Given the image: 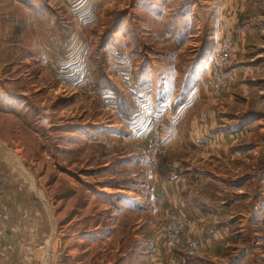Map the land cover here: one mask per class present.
Returning <instances> with one entry per match:
<instances>
[{"label": "rangeland", "instance_id": "1", "mask_svg": "<svg viewBox=\"0 0 264 264\" xmlns=\"http://www.w3.org/2000/svg\"><path fill=\"white\" fill-rule=\"evenodd\" d=\"M13 1L15 25L0 36L7 40L9 34L15 45L9 64L0 67V93L15 98L13 105L0 102V208L8 191L24 207L65 208L68 225L88 184L103 191L130 189L127 181L144 173L149 185L153 170L169 180L176 173L169 154L175 149L186 171L195 167L226 181L196 177L187 183L204 186L211 203L236 200L244 234L236 235L239 225L233 229L229 255L247 247L253 250L248 264H260L264 218L254 224L251 215L264 204V0ZM141 76L152 79L151 86L167 79V95L174 94L189 111L175 120L173 102L163 107L168 131L156 154L154 135L148 134L147 163L137 160L142 144L127 126L167 98L140 96ZM190 89L195 93L186 101ZM132 96L148 109L136 114ZM175 125L191 130L192 137L181 135L187 148L196 142L197 130L208 141L198 150L170 147L166 141ZM74 189L76 196L70 195ZM102 208L94 201L88 215ZM180 212L155 231L172 249L166 235ZM72 225L55 231L63 242ZM187 226L184 221L176 248L192 257L201 244L185 236ZM38 251L33 262L23 251L20 264H45V251Z\"/></svg>", "mask_w": 264, "mask_h": 264}, {"label": "crops", "instance_id": "2", "mask_svg": "<svg viewBox=\"0 0 264 264\" xmlns=\"http://www.w3.org/2000/svg\"><path fill=\"white\" fill-rule=\"evenodd\" d=\"M13 7L16 8L13 0H0V36L4 34L3 30L9 33L10 28L15 25V20L10 22ZM5 21L8 26L4 25ZM6 37L7 40L0 38V67L5 61L9 64L15 51V45L10 43V35L7 34ZM150 80L152 79L141 76L139 95L151 92L156 98H167V100L160 104L159 108L153 105L145 116L134 117L132 123L127 126L126 132H133L134 139L142 144L140 148L138 147L141 153L135 155L141 163H147L148 134L153 116L164 113L163 107H168L166 105L170 102H173L170 106L174 108L172 117L175 120L188 109L185 104L182 106V102L177 101L174 94L167 95L169 93L165 90L167 79L158 84L153 81L156 89L148 83ZM191 89L183 95L186 101L195 93H192ZM3 94L5 93H0V102L13 105L10 101H14L15 98ZM185 114H189V111ZM177 125L169 132V139L166 141L168 146L198 150L208 141H206L207 137H204V134L200 135L197 130L198 134L193 138L196 142H191L187 148L181 137L182 134L187 133L192 137L191 130L182 132L176 129L179 128ZM196 139H200L199 142ZM169 154L172 157L171 169L176 172L169 180L158 176L153 170V173L148 175L149 185H147V174L143 173L142 177L135 175L134 180L127 181V186H131L130 189L106 188L109 191L97 190L92 184L87 185L79 181L82 185L89 186V189L87 188L85 200L73 209V220L68 225L67 218H62L67 212L65 208L58 207L49 211L45 205L43 211L36 203L34 205L29 203V207H24L11 192L3 191L1 208L4 218L1 226L6 236L0 240V264H20V254L23 251L26 255H32L30 261H36V254L43 239L56 230L60 233L64 232L66 228L71 227V224H73V232L64 239L67 248L65 264H248L249 258L253 256V250L247 247L238 248L230 255L228 251V247L236 238L232 234L233 229L239 225L238 228L241 229L236 235H240L241 238L244 234L242 225L245 220L241 213L234 211L236 200L232 199L228 203L218 200L217 203H211L205 196L204 186L193 187L189 182L187 183L188 178L196 179V177L200 179L212 177L219 183L226 181L218 175L212 176L209 171L195 167H190L189 173L175 158L180 157V153L172 149ZM0 173L4 174L1 169ZM74 191L75 189L70 195L74 194ZM94 201L99 202L104 208L89 212L88 215L87 209ZM180 210L186 213L188 223L185 236L193 237L201 244L200 252L196 256L190 257L176 247L173 249L167 247L155 234L156 228L163 219ZM262 214H264V204L254 209L251 221L254 224L259 223L264 218ZM84 220L86 221L83 222ZM258 261L264 264V255L257 260V263Z\"/></svg>", "mask_w": 264, "mask_h": 264}, {"label": "built area", "instance_id": "3", "mask_svg": "<svg viewBox=\"0 0 264 264\" xmlns=\"http://www.w3.org/2000/svg\"><path fill=\"white\" fill-rule=\"evenodd\" d=\"M133 81V79H131ZM132 82H129L128 85H131ZM133 101L136 100V114H142L147 107L145 102H142L137 96H132ZM148 109V108H147ZM162 114L155 115L151 120L150 125V133L154 135V142L152 146H154V154L158 151V148L161 147L162 136L167 133L168 126L162 122L161 119ZM123 119L131 118V115L126 116V114L122 115ZM165 124V125H164ZM4 218L3 212L0 208V239L5 237V234L2 232V220ZM174 230L170 231L166 237L170 242L172 247H177L179 245V230L182 228V224L186 220V213L183 211L180 212L178 216H173L172 218ZM43 251H46L47 260L45 264H62L67 257V250L62 239L56 234V232L52 233V235L46 237L42 246L40 247ZM32 258V255H28ZM43 256V255H42ZM45 259V257L43 256ZM53 262V263H52Z\"/></svg>", "mask_w": 264, "mask_h": 264}, {"label": "bare ground", "instance_id": "4", "mask_svg": "<svg viewBox=\"0 0 264 264\" xmlns=\"http://www.w3.org/2000/svg\"><path fill=\"white\" fill-rule=\"evenodd\" d=\"M106 137H108V136H106ZM45 254H46V251H45ZM45 254H44L43 256L45 257V261H46V260H47V257H46V255H45ZM43 260H44V259H43Z\"/></svg>", "mask_w": 264, "mask_h": 264}]
</instances>
